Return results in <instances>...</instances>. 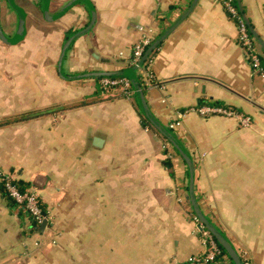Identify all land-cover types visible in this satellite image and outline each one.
I'll use <instances>...</instances> for the list:
<instances>
[{"label": "crops", "instance_id": "0c3cea01", "mask_svg": "<svg viewBox=\"0 0 264 264\" xmlns=\"http://www.w3.org/2000/svg\"><path fill=\"white\" fill-rule=\"evenodd\" d=\"M39 1L41 18L30 25L16 0L26 13L22 42L0 39L7 50L0 121L42 114L0 128V174L36 188L47 227L33 230L26 210L4 195L0 177V264H184L205 254L178 202L190 196V170L143 126L134 91L125 95L105 89L102 78L68 80L58 71L67 37L91 23L89 6L79 2L48 21ZM70 1L50 0L49 14ZM89 1L95 23L67 50L66 77L126 70L139 26L151 27L157 40L188 13L155 50L145 98L167 129L184 113L174 132L193 160L201 211L240 257L249 250L254 264H264V76L253 74L223 0ZM240 5L264 43V0ZM6 17L12 38L19 17ZM199 106L233 109L252 125L190 111ZM222 262L230 264L226 255Z\"/></svg>", "mask_w": 264, "mask_h": 264}, {"label": "built area", "instance_id": "2783aa9c", "mask_svg": "<svg viewBox=\"0 0 264 264\" xmlns=\"http://www.w3.org/2000/svg\"><path fill=\"white\" fill-rule=\"evenodd\" d=\"M223 6L227 11L231 19H233L238 28V43L243 49L250 67L252 68L253 74H258L264 76V68L262 67V57L258 50V45L256 38L251 34L249 25L245 15L237 7L234 0H223ZM138 31L141 34V38L133 49V60L131 62L132 66L136 67V70L144 76L145 85L147 87L151 86L153 80V74L151 71L152 64L154 61V52L148 56L143 64H140L141 59L146 53L147 49L154 42L153 29L151 27L139 26ZM102 85L107 90H112L114 88H120L125 95H127L131 90V82L127 78H103ZM190 111L198 112L201 116L208 115H220L227 118H235L239 121V124L246 128L252 125V120L249 116H246L233 109L224 107H211V106H199L193 108ZM184 113L177 114V121L170 124V129L175 130L180 125V120L183 118ZM1 182L4 184L5 189L16 203L24 207V209L30 214L33 223L36 228H39L46 216L43 214L42 209L39 204V194L36 188H30L24 192L20 191L18 186L15 184V178L10 173H1ZM195 219L199 225H202L199 218L195 215ZM203 226V225H202ZM199 230V228H198ZM203 232V243L207 247V252L202 255H196L189 258L184 264H210L213 262L217 255L220 254V250L216 245L210 232L203 228L199 230ZM245 264H250L245 262Z\"/></svg>", "mask_w": 264, "mask_h": 264}, {"label": "water", "instance_id": "95a60500", "mask_svg": "<svg viewBox=\"0 0 264 264\" xmlns=\"http://www.w3.org/2000/svg\"><path fill=\"white\" fill-rule=\"evenodd\" d=\"M238 1L240 3V0H238ZM7 2L13 8V10H15V12L18 14L19 26H18V30H17V32H16L14 37L7 38L5 36V34H4L3 30H2V26H1V4H0V39L2 40V42H4L7 45L15 46V45L19 44L20 42H22L25 39L26 35H27L26 13L21 7L16 5L14 0H7ZM79 2H84L85 4H87L89 6V8H90V10L92 12V20H91L90 25L86 29H84V30L80 31L79 33H77V34L73 35L72 37H70L67 40V42L65 43V45L63 46L62 52H61V56H60V59H59V64H58V71L60 72V75L63 78H66L68 80L83 79V78H112V77H124V78H127L128 80H130V82L133 85V88H134V90H135V92L137 94L140 106H141L142 111L145 114L146 118L152 124V126L164 138H166V140L179 152V154L184 159L185 163L187 164V166H188V168L190 170V196H189V199L191 201V205L193 207L195 215L199 218L200 222L203 225V226L202 225L198 226L199 230H203V228L207 229L210 232V234L212 235V237L227 251L228 255L231 257V259L234 261L235 264H243L239 254L237 253L235 248L221 234V232L213 224H211L207 220L206 216L201 211V209H200V207H199V205L197 203V200L195 198V193H194L195 166H194L193 160H192L191 156L189 155V153L184 148V146L181 144V142L172 133H170L169 130L165 126H163L155 118V116L151 112V110H150V108H149V106L147 104L144 91H143V89L141 88V86H140V84L138 82L137 74H136V67L129 68V69H126V70H123V71H119V72H107V73L89 74V75L74 76V77L63 76V74H62V63H63L64 57H65V55L67 53V50L69 49L70 45L77 38H79L80 36L86 34L92 28L93 24L95 23V19H96L95 7L93 6V4L89 0H71L61 10H59L55 15H50L49 14L50 0H45L44 17L48 21H55V20L59 19L64 14H66L68 11H70ZM196 2H197V0H195L194 4ZM187 15H188V13L179 22H177V24H175L172 28H170L161 38L156 40V42H154L149 47V49L146 51V53L144 54L143 58L141 59L140 64H143L146 61L148 56L154 50L157 49V47L177 27V25L184 18L187 17ZM247 23L249 25V29H250L251 33L261 43V45L264 48V43L261 40V38L255 32V30L250 25V23L249 22H247ZM46 227H47V219L44 220L43 224L38 229V231L43 232L46 229Z\"/></svg>", "mask_w": 264, "mask_h": 264}, {"label": "trees", "instance_id": "16d2710c", "mask_svg": "<svg viewBox=\"0 0 264 264\" xmlns=\"http://www.w3.org/2000/svg\"><path fill=\"white\" fill-rule=\"evenodd\" d=\"M43 1H45V0H43ZM235 1V3H236V5H237V7L239 6L240 7V10H241V12L243 13V15H245L244 14V12H243V7L240 5V3H239V1L238 0H234ZM45 3V2H44ZM238 7V8H239ZM246 17V16H245ZM247 19V18H246ZM247 22H249V20L247 19ZM250 23V22H249ZM79 32V31H78ZM78 32H76V33H78ZM251 32V31H250ZM252 34V33H251ZM253 35V34H252ZM163 36V34L159 37V38H161ZM254 36V35H253ZM71 36H69V37H67V40L70 38ZM158 38V39H159ZM157 39V40H158ZM154 42H156V40H154ZM153 42V43H154ZM152 43V44H153ZM161 45V44H160ZM160 45L157 47V49L160 47ZM149 49V48H148ZM147 49V50H148ZM156 49V50H157ZM156 52V51H155ZM155 52H154V54H155ZM153 54V55H154ZM262 59V58H261ZM132 60H133V55L131 56V58H130V64L125 68V69H129V68H133L134 66H132V64H131V62H132ZM263 60H264V57H263ZM139 72V70H136V74H137V79H138V82H139V84H140V86H141V88L143 89V91H144V94H145V92H146V90H147V86L145 85V79H144V76H142V74H140V72ZM112 78H122V77H112ZM101 81L103 80V78L102 79H100ZM114 89H118V88H114ZM114 89H112V90H114ZM131 89L134 91V93H135V96H136V98H137V104H138V106H139V108H140V110L142 111V108H141V106H140V103H139V100H138V97H137V94H136V92H135V90H134V88H133V85L131 84ZM75 107H77V106H75ZM38 115H42V114H30V115H25V116H21V117H18V118H12V119H8V120H5V121H0V128L1 127H4V126H6V125H9V124H11V123H16V122H20V121H26V120H30V119H32V118H35V117H37ZM142 123H143V126L145 127V128H148L149 130H151V131H153L159 138H161L163 141H165V142H168L167 140H166V138H164L153 126H152V124L148 121V119L146 118V116H145V114L143 113V111H142ZM169 130V132L170 133H172L176 138H177V136H176V133L174 132V130H172V129H168ZM178 139V138H177ZM179 140V139H178ZM169 143V142H168ZM173 149L175 150V152L181 157V155L179 154V152L173 147ZM182 158V157H181ZM183 159V158H182ZM165 165L166 166H168V167H170V168H172V166H171V164L169 163V161H166L165 162ZM15 184L18 186V188L20 189V191H22V192H24V191H26V190H28V189H26V187H24V185H23V183L22 182H20V181H15ZM2 189H3V191H4V195L8 198V199H11L12 200V202L10 203L11 205L13 204V203H16L12 198H10V196L8 195V193H7V191H6V189H5V186H4V184L2 183ZM20 208H22V209H24V207H22V206H20L18 203H16ZM39 204H40V207H41V209H42V212H43V214L46 216L47 215V211H46V209H45V207H44V205L41 203V201L39 200ZM27 212V211H26ZM194 212V211H193ZM28 213V212H27ZM28 215H29V217H30V219H31V216H30V214L28 213ZM31 225H32V228H33V230H38L39 228H36V226H35V224L33 223V221H32V219H31ZM222 234V233H221ZM223 235V234H222ZM214 239V238H213ZM214 241H215V243H216V245L218 246V248H219V250H220V254L219 255H217L216 256V258H215V260L213 261V262H211L210 264H224L223 262H222V257L224 256V255H226L228 258H229V260H230V264H235L234 263V261L231 259V257L228 255V253H227V251L214 239ZM241 258V261H242V263L243 264H245V261H244V259H243V257H240Z\"/></svg>", "mask_w": 264, "mask_h": 264}, {"label": "rangeland", "instance_id": "374dc122", "mask_svg": "<svg viewBox=\"0 0 264 264\" xmlns=\"http://www.w3.org/2000/svg\"><path fill=\"white\" fill-rule=\"evenodd\" d=\"M17 2L22 5L23 7H25V10L28 12L29 14V23L30 25H32L33 23H35V21L38 19V18H41V10H40V6L39 5V0H17ZM55 5H53V7L56 6V2L54 3ZM239 7V6H238ZM24 9V8H23ZM240 9V7H239ZM6 16H11V17H14L15 19L17 18V13L11 9V8H8L5 4H3V9L1 11V26H2V29L4 31V34L7 38H9L8 36V33H7V25L8 23L10 22V20L12 19H8V17ZM14 20V19H13ZM8 22V23H7ZM18 28L17 25L14 26L13 28V32L16 31V29ZM2 41V40H1ZM0 43V68H3V61H4V57H5V52L7 51L5 46ZM3 89L0 88V91H2ZM165 142V141H164ZM165 143H168V142H165ZM172 146V145H170ZM173 147V146H172ZM170 149L168 150H172V152H175L173 151V149H171V147H169ZM166 149H167V146H166ZM176 153V152H175ZM167 157L169 160H171L169 158V153H167ZM12 175V174H11ZM178 202L181 203V206L183 207V211L186 212L189 216V218L192 219L194 225H195V232H197L198 236L200 239H203L205 238L203 236V232H200L197 228V224L198 222L196 221L195 219V214L193 213V210L190 206V201H189V198H179L178 199ZM186 209V210H185ZM241 252V255H243V259L245 262H249L250 264H254L253 263V260L251 259L252 258V255L251 253L249 252V250H242L240 251Z\"/></svg>", "mask_w": 264, "mask_h": 264}, {"label": "flooded vegetation", "instance_id": "af4514ba", "mask_svg": "<svg viewBox=\"0 0 264 264\" xmlns=\"http://www.w3.org/2000/svg\"><path fill=\"white\" fill-rule=\"evenodd\" d=\"M15 1V3H16V0H14ZM1 2H3L5 5H8V3H7V0H0V3ZM1 7H2V5H1ZM22 8V7H21ZM3 30V29H2ZM4 32V31H3Z\"/></svg>", "mask_w": 264, "mask_h": 264}]
</instances>
